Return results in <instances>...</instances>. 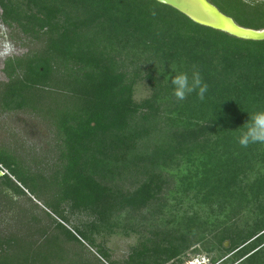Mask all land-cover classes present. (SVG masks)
I'll return each mask as SVG.
<instances>
[{"label": "trees", "instance_id": "trees-1", "mask_svg": "<svg viewBox=\"0 0 264 264\" xmlns=\"http://www.w3.org/2000/svg\"><path fill=\"white\" fill-rule=\"evenodd\" d=\"M208 1L238 25L264 28V0ZM0 10L31 43L4 61L0 109L49 123L60 161L50 176L29 174L0 149L10 175H0V264H182L198 243L216 253L206 256L212 263L264 264V143L236 139L247 113L264 108V40L200 25L156 0H0ZM193 66L205 99L177 100L171 68ZM140 82L148 92L136 99ZM22 188L59 221L45 213L36 226L10 195ZM63 203L92 219L67 228ZM152 205L172 230H154L119 262L95 244L97 233L146 224Z\"/></svg>", "mask_w": 264, "mask_h": 264}, {"label": "rangeland", "instance_id": "rangeland-1", "mask_svg": "<svg viewBox=\"0 0 264 264\" xmlns=\"http://www.w3.org/2000/svg\"><path fill=\"white\" fill-rule=\"evenodd\" d=\"M30 45L31 43L25 40L17 30L7 27L0 20V81L6 80L4 61L8 58L23 55L29 50ZM147 92L148 90L146 89L145 83L140 82V84L136 85L135 98L141 99L146 96ZM57 144L54 128L41 119L37 114L26 110L3 111L0 109V149H5V152L7 151V153L14 154L21 164L20 167L26 172H29V174L51 175L54 171V162L55 160L57 162L58 158ZM0 167V175L4 173L8 174L7 169L3 168L1 165ZM17 184L19 185V183ZM22 189L25 192V195H15L12 192H10V195L16 199L17 205L20 206V209L23 211H30L29 213L31 216L34 215L36 218H34L36 220L34 224L36 226H39L42 223V220L46 219L45 213H48L55 221H59L55 215L50 213L49 209L44 207L42 200L34 197L26 189ZM163 194L165 196L168 195L166 192ZM27 198L31 201H28ZM62 207L65 214L68 215L70 219L68 224H65L67 228H72L73 226L79 227L82 223H85V221H90L92 219L83 210H74L72 211V214H69L71 208L68 207V204L66 203H63ZM183 207L185 208L186 206ZM183 207L182 209H184ZM179 212L181 213V210ZM145 215L149 221L141 227H138L133 223V228H136L128 235L124 234L123 228H116L115 233L111 234L102 232L97 233L93 237L95 244L103 246V248L109 252V258L119 262L124 260L132 250L139 248L142 242H147L148 238H151V233L154 230H161V232L166 231V229L172 230V227H169L165 221L170 218V215L167 212L163 211V213L160 214L154 210V205H152L148 211H145ZM161 218L163 221H161ZM188 238L189 240L193 239L192 236H188ZM211 240L212 238L207 236L205 242L209 243ZM222 244L225 249L230 246L228 240H222ZM195 249H198L199 251L196 252L194 251ZM222 253L226 254L224 258L228 256L226 250H222ZM197 254L200 256L211 257L216 253L214 251L206 253L202 250L201 243H198L180 255V262L182 264H187L189 260ZM82 256L88 259L93 258L92 256L96 257L97 254L94 250H83ZM166 264H170V262Z\"/></svg>", "mask_w": 264, "mask_h": 264}, {"label": "clouds", "instance_id": "clouds-1", "mask_svg": "<svg viewBox=\"0 0 264 264\" xmlns=\"http://www.w3.org/2000/svg\"><path fill=\"white\" fill-rule=\"evenodd\" d=\"M158 73H163L164 79L169 82V73L163 72L162 67ZM170 85L172 95L180 101L193 93L200 100H204L208 92V86L203 82L201 74L195 66L190 73L171 68ZM236 139L242 147H247L249 144L264 143V108L247 113V119L241 125Z\"/></svg>", "mask_w": 264, "mask_h": 264}, {"label": "water", "instance_id": "water-1", "mask_svg": "<svg viewBox=\"0 0 264 264\" xmlns=\"http://www.w3.org/2000/svg\"><path fill=\"white\" fill-rule=\"evenodd\" d=\"M187 16L193 22L226 32L234 37L264 40V28L253 29L238 25L208 0H156ZM1 174V173H0Z\"/></svg>", "mask_w": 264, "mask_h": 264}, {"label": "built area", "instance_id": "built-area-1", "mask_svg": "<svg viewBox=\"0 0 264 264\" xmlns=\"http://www.w3.org/2000/svg\"><path fill=\"white\" fill-rule=\"evenodd\" d=\"M187 264H217V262L212 263L209 258L205 257V256H194L193 258H191L189 260V262Z\"/></svg>", "mask_w": 264, "mask_h": 264}]
</instances>
